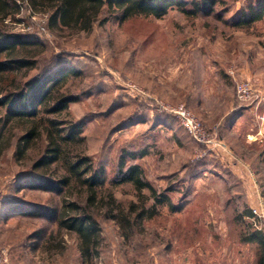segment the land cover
<instances>
[{
    "label": "rangeland",
    "instance_id": "1",
    "mask_svg": "<svg viewBox=\"0 0 264 264\" xmlns=\"http://www.w3.org/2000/svg\"><path fill=\"white\" fill-rule=\"evenodd\" d=\"M0 28L42 42L44 48L33 45L30 50L39 66L55 57L57 65L68 63L81 70L77 79L70 76L62 87L79 98L58 116L80 125L78 153L92 162V170L101 174L102 189H111L124 211L129 202L140 205L141 200L130 183L112 185L122 155L128 154L125 164H137L143 178L157 193H169L174 204H181L186 192L192 193L185 206L170 213L165 203L156 204L144 189V204L154 208L155 214L128 235L106 216V205L89 210L96 220V241L87 257L74 231L63 228L57 232L56 219L35 215L37 208L51 209L61 197L36 182L24 186L25 180L20 181L22 176L37 174L34 171L44 154V143L38 139L17 157L23 126L9 122L6 127L10 130L0 139V250L11 264H181L178 257L184 247L196 264L257 263V244L241 241L250 231L245 222H251L242 214L248 209L252 213L251 200L253 208H262L256 207L253 194L250 201L242 198L240 192L248 180L234 175L257 171L242 165L245 158L232 149L218 123L228 122L236 110L254 109L252 120L246 115L252 127L260 122L258 116H264L256 82L264 78V19L239 28L214 16L186 17L168 7L161 16L122 20L117 10L105 7L89 32L64 27L51 31L45 10L23 4L14 17L0 21ZM33 74L25 68L13 71L0 86L9 88L13 79L17 83ZM239 80H248L257 98L242 108L239 105L246 103L238 100L235 91ZM257 100L260 103L255 108ZM181 104L221 142L216 145L219 149L197 143L165 111V105ZM5 111L0 107V119ZM256 151L248 153L253 156ZM203 161L209 165L193 182L189 177L201 170ZM232 170L234 178L229 174ZM254 183L262 194L260 181ZM171 186L176 191H166ZM187 205L199 209H186ZM51 233L48 245L45 240ZM191 238L197 243L194 248L183 246Z\"/></svg>",
    "mask_w": 264,
    "mask_h": 264
},
{
    "label": "trees",
    "instance_id": "2",
    "mask_svg": "<svg viewBox=\"0 0 264 264\" xmlns=\"http://www.w3.org/2000/svg\"><path fill=\"white\" fill-rule=\"evenodd\" d=\"M23 4L31 5L36 10H45L51 31L64 27L89 32L105 7L111 12L117 10L122 20L137 15L161 16L167 12L168 7H175L186 17L214 16L225 24L239 28H248L264 19V0H0V21L14 17L21 11ZM217 5L220 10H216ZM229 13L230 18H225ZM33 45H38L40 49L45 47L42 42L38 43L25 34L5 32L0 28V81L7 78L9 73L22 68L34 71L26 80L15 83L13 79L9 88L0 86V107L6 108L0 119V139L10 130L6 127L9 122L21 124L23 130L15 150V155L19 158L30 145L38 139L42 140L44 154L36 164V169L39 168L40 172L35 169L37 174L22 176L24 178L20 177V181L25 180L24 186L34 185L36 182L38 187L55 191L61 197L56 205H50L51 209L37 208L35 215L56 219L59 229L57 232L63 228L74 231L81 240L83 254L88 257L90 245H94L96 241V220L89 210L106 205V216L118 222L126 230V235L155 214L154 208H148L144 204L147 196L144 189L149 191L156 204L165 203L170 213L179 210L182 203L174 204L169 193H157L143 178L142 170L137 164H125L128 154L122 155L117 169L118 178L112 180V185L130 183L141 200L140 205L129 202L128 207L126 205L127 211H124L111 194L112 190L105 192L102 189L101 174L93 171L92 162L78 153V145L82 142V137L78 134L80 125H73L72 121L59 119L58 116L63 109L66 110L69 102L79 98L69 88L63 90L62 87L70 76L77 79L81 70L68 63L57 65L58 59L55 57L39 66L38 60L31 55ZM39 111L41 115H38ZM230 121L231 117L225 123L229 125ZM201 163V170L189 177L192 181L209 165L205 161ZM168 189L166 191H176L172 186ZM103 199L106 200L105 203ZM250 215L252 213L248 209L242 217ZM52 237L51 233L45 240L47 244H50ZM247 240L257 244V264H264V233L259 230L249 232Z\"/></svg>",
    "mask_w": 264,
    "mask_h": 264
},
{
    "label": "crops",
    "instance_id": "3",
    "mask_svg": "<svg viewBox=\"0 0 264 264\" xmlns=\"http://www.w3.org/2000/svg\"><path fill=\"white\" fill-rule=\"evenodd\" d=\"M257 77H259V76H257ZM256 82L258 83L257 86H258V89L260 92L259 93L260 101L263 103L264 102V78L263 77L257 78ZM250 109H251V107H250ZM251 111H254V109H251V110L246 109L245 111H237L236 110V112L235 111L233 112L234 114L232 113L231 121L229 122L230 124L228 123L229 125H227L225 123V121H223L225 124H222L223 122H219L218 124L220 127H223L222 131L226 133L227 138H229V141H231L232 149L234 151L237 150L235 152H237L241 158L242 157H243V159L245 158V160L243 161L244 163L241 162L242 165L245 167L248 166V168H249V166H251L253 169H255L257 171V173H254L249 169V171L243 170L244 174H242L240 172H235V174H234L233 173L234 169H233L232 172L231 171L229 172L231 174L232 178H234V175H235L237 177H242L244 182H247V180H248V182H247L248 184H246L247 186H245V183H244L242 191L240 192V194L243 192L242 198L244 197L246 200L250 201L252 199V194H253V198H256L254 200L256 202L255 203L256 207L257 206L261 207L262 211L264 212V188H263L264 187V123L260 124V122H258L255 125V122H254L253 127L251 125H248L249 121L247 120L246 115H248L249 118L250 117L252 118V116H250V115H252ZM251 118H250V120H252ZM253 121H255V120H253ZM256 148L259 151H256L255 154H253V156H250V154L248 152H250L251 149H256ZM239 163H240V161H239ZM203 172H205V171H203ZM214 173H217V172L214 171ZM255 175L257 176V179L255 178L256 177ZM221 176H223V174H221ZM259 176H260V178H259ZM226 180H228V178H226ZM257 180L260 181V188H262V190H261L262 194H260L259 188L254 183V182L257 183ZM195 181H193V182H195ZM189 190H190V188H189ZM236 193H238V192H234V195H240V194H236ZM190 194H192V193H189V194L185 193L184 194L180 209L186 205L185 203L187 201H189L188 199L190 197ZM250 202H251L250 207L253 208L254 205H253L252 200ZM185 208L186 209H192V208L193 209H199L197 206H190V205L189 206L187 205ZM184 209H183V211L185 212L186 209L185 210ZM250 216H247V217L250 218ZM244 217H246V216H244ZM196 222H197L196 219L192 221V223H196ZM245 223L247 224L248 229L250 230L249 232H253L256 230L255 228H253L251 222H249L250 224H248V222H245ZM194 228H195V226H194ZM256 231H258V230H256ZM249 232H248V234H249ZM241 241L245 242V243L250 242L249 240H247V234L245 235V237L244 236L241 237ZM193 243H195V245L197 244L195 239H193V238L186 239L183 246L188 245L190 247L193 246V248H194ZM185 248L186 247H184V249H183L184 251L179 254L178 261L181 264H196L195 260H193V258H191L190 255L188 253H186V250L188 248L187 249H185Z\"/></svg>",
    "mask_w": 264,
    "mask_h": 264
},
{
    "label": "built area",
    "instance_id": "4",
    "mask_svg": "<svg viewBox=\"0 0 264 264\" xmlns=\"http://www.w3.org/2000/svg\"><path fill=\"white\" fill-rule=\"evenodd\" d=\"M234 74V71H230ZM236 83L235 91L237 98L240 102L246 103L241 104L239 106H249V104L253 103L257 98L255 94V89L250 85L248 80H239ZM255 98V99H254ZM260 103L257 100L255 108H258V104ZM165 111L170 112L174 115L177 120L180 122V125L183 129L199 144H202L204 147H208V149H216V145H220L221 142H217L214 140L210 134H208L205 129L203 123L184 105H176L169 106L165 105ZM264 122V116H258V121ZM219 149V147L217 148ZM202 156V154H200ZM250 221L256 230L264 231V213L258 209L252 208V215L250 216ZM0 264H11L8 256L2 250H0Z\"/></svg>",
    "mask_w": 264,
    "mask_h": 264
}]
</instances>
